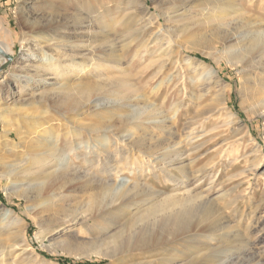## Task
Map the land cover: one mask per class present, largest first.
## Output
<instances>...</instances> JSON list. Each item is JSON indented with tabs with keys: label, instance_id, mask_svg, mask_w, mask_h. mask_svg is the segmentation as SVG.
<instances>
[{
	"label": "rangeland",
	"instance_id": "obj_1",
	"mask_svg": "<svg viewBox=\"0 0 264 264\" xmlns=\"http://www.w3.org/2000/svg\"><path fill=\"white\" fill-rule=\"evenodd\" d=\"M120 1L0 0V19L11 30L8 41L15 42L10 55L12 61L0 75V249L9 238L21 237L18 229L21 230L22 224L25 245L35 249L31 256L23 253L15 259L12 255L5 264H26L29 257L35 264H60L58 258L66 259L65 264H110L108 258L92 251L94 246L106 248L111 244L105 232L107 212L117 214L118 218L113 214L111 217L119 223L109 233L122 234L121 245H125L131 230L146 231L164 240L160 247L147 252L124 251L113 264H199L204 260L214 262L219 254L230 264H256L257 261L264 264V89L260 96H246L247 78L260 75L261 71L253 68L249 72L235 64L246 41L264 34V0H134L130 6ZM241 12L246 17L240 18ZM80 24L85 25L82 32L77 31ZM49 27L60 32V37L46 52L32 42L23 46V39L29 38L33 31ZM111 28L114 31L106 33ZM86 30L96 34L88 35ZM140 31H143L140 40L122 50L123 35ZM156 37L162 38L163 47L169 48L171 54L157 76L156 67L148 68L154 56L145 51L142 53L145 58L134 56L144 42L150 43L151 51L156 50ZM64 45L66 59L75 50L78 51L76 59L89 64L108 63L119 55L125 70L100 67L80 78H64ZM50 56L60 58L59 71L42 72L43 76L25 75L16 68L15 75L21 77H11L13 66H25L30 60L36 62ZM68 81L79 90L85 83L98 82L104 89L92 97L90 104H85L86 95L71 96L83 104L77 110L68 111L63 106L64 86ZM120 81L135 85L137 93L146 96L137 99L134 96L131 101L122 102L112 91ZM223 86L229 87L227 104L218 95ZM156 109L161 114L154 118ZM146 116L151 120L165 119L163 132L150 123L145 126L155 139H169L165 144L169 151H184L181 158L184 170L177 169L178 161L174 166L159 164L158 155L131 148L132 138L143 132L137 128L139 121H146ZM124 119L128 123L124 124ZM96 126L98 130L94 131ZM168 129L169 132L172 129L171 136ZM68 130H80L84 135L81 138L84 142L76 150L64 141ZM56 142L62 153L52 165L57 170L69 161L80 169L95 168L96 162L94 166L89 164L94 159L93 153L83 145L132 151L120 156L112 168L110 189L105 195L108 199L120 192L121 181L135 178L161 191L160 198L180 196L187 189L193 194L207 195L212 204L194 209L196 213L187 220L191 225L188 236H191L175 244L182 253L171 260L175 251L170 239L174 235L185 236V229L174 231L171 225L163 227L161 223L149 225L140 220V215L131 218L128 213L114 212L112 207L106 209L107 215H91L85 212L90 202L86 195L80 194L78 199L64 203V209L56 216L42 213L41 209L47 205V199L40 196L42 180L24 179L15 173L32 165L31 150L42 152ZM204 166L208 170L199 171ZM47 168L38 169L39 173ZM102 171L103 167L99 172ZM167 171L180 180L188 176V188L170 181ZM143 191L138 192V201L146 198ZM8 210L15 212L20 222H11ZM210 226L218 229L217 241H210L206 237L208 233L201 231ZM186 240L189 244H185ZM247 248L250 252L253 250L252 255L256 252L255 257L249 255ZM205 252L208 256H203ZM199 256L203 257L196 258ZM0 264L4 263L0 260Z\"/></svg>",
	"mask_w": 264,
	"mask_h": 264
},
{
	"label": "bare ground",
	"instance_id": "obj_2",
	"mask_svg": "<svg viewBox=\"0 0 264 264\" xmlns=\"http://www.w3.org/2000/svg\"><path fill=\"white\" fill-rule=\"evenodd\" d=\"M120 2H123L126 6H130V4L131 3L134 4L135 1L134 0H121ZM84 10H85V7H83L82 11ZM245 15L246 14L244 12L243 13L241 12L240 18L246 17ZM79 19H82V18H79ZM79 22L84 23L81 20ZM93 24L94 23L89 24L88 26H91ZM84 29H85V25H82V24H80V26L77 27V31L79 32H82ZM113 29L111 28L107 30V32L106 30L105 31L103 30V32H106L109 34L112 32ZM143 31H140V33H137L135 35L134 34L133 35L132 34L123 35L122 40H121V42L123 43L122 50L129 49V47L132 44L138 41L139 37H141L140 35L143 34ZM85 32L91 36L96 34L94 31H93L94 34H92V31L90 30H86ZM9 36H11V30L8 29L0 19V50H1L0 51V75L4 73L5 68H3V66L4 64H7L8 56H10L14 52L15 42L11 41L12 43H10L8 41L10 38ZM59 37H60V32L56 33L53 30V27H49V28L42 29V31H33L29 38L23 39L22 44L25 47L27 44L32 42L35 46H40V48H42V50L45 51L47 48L51 47L52 45H55V41ZM154 43H155V46H158L156 47V50L154 48V50L151 51L150 43L144 42L142 43V45L138 46L134 56L145 58V55H142L144 51L146 52V54L154 56V59L152 62H150V64L148 65V68L156 67L157 70L154 72V74L155 76H157L161 72L162 68H164L165 63L168 60H170L171 54L169 52V48L163 47L164 44L162 42V38L160 39V37H156L154 39ZM65 47L66 46L64 45V70H63L64 72H62V75L64 76V78H67V77L68 78H73V77L80 78L82 75L90 74L93 71H97L98 68L100 67H103V69L106 67H110L116 71L125 70L123 59L119 55H116V57L108 61V63L105 61H101V62H95V63L89 64V63L80 62L76 59V55L78 52L77 50L72 51L75 56L71 55L69 58L66 59L65 57L67 55V52H66ZM115 54L116 53H114V55ZM93 60L95 59L93 58ZM30 62L31 63L26 64L25 66H17V67L13 66L12 67L13 73L11 74V77L12 76H17L18 78L19 76L21 77L20 74L15 75L14 71L16 68L20 69L22 73H25V75L31 74V75H42V76H43V74H41L42 72L47 73V74H52L53 71H59L61 68L60 58L54 57V56H50L46 60L41 59L36 62L30 60ZM235 64L244 66L245 68L248 69L249 72L250 71L252 72L253 68L259 69L261 71L260 75L255 74L254 77L247 78L246 86L244 89L245 90L244 92L246 96L248 97L254 98L255 96L259 95L264 89V34H262L261 36H253L246 41L242 52L238 54L237 56V61L235 62ZM200 65L202 67H206L205 63H200ZM85 84L86 85H83L81 90H79L78 87L74 85L73 82H70V81L67 82V84L64 86V100H63L64 110H68V111L77 110L78 107L83 104L82 103L83 101H78L75 98L73 99L71 98V96L76 95V94H80L82 96L86 95L85 104H90L92 102V97L95 94L99 95L101 91H103L104 89L100 85V82L96 84H91V83L90 84L85 83ZM112 91H113V94L120 96V100L122 102L131 101L134 96L136 97V99L139 97L146 96L145 94L137 93V89L135 85L129 84L126 81H120L119 83H115L114 90ZM228 92H229V87H226V86H223L221 89L218 90V95L221 96L222 102L224 104H227L228 102V98H229ZM160 114L161 112L158 109L153 111L154 118L155 116L157 118V116H159ZM164 120L162 121L158 119L151 120L150 116H146V121L140 120L137 128H140V130H142L143 132L140 135H136V137L132 138L133 146L131 148L138 150L140 152H144L146 154L152 155V156L158 155V157L161 158L159 160V164L168 163L169 166H174L178 161L179 163H177V169H179L180 171L184 170L185 164H183L184 161L181 159L184 155V151H182L181 149L179 150L175 149V150L169 151L168 147L165 146V144L169 141V139L160 138V137L155 139L152 131H148L147 130L148 127L145 126L147 123H150L154 125V127L156 126L160 128L163 132L165 129ZM123 122L124 124L128 123L126 119H124ZM85 130L87 129L85 128ZM96 130H98L97 126L94 128V131ZM170 130L172 131V129ZM171 131L169 132V129H168L170 136L173 133ZM83 136L84 135L82 131L80 130H75L72 132L69 131V132L64 133V141L66 143H70L69 147H71L73 150V148L74 149L79 148L80 144L84 142L81 140ZM83 146L84 148H86V151H88L91 154L93 153L94 159L93 158L92 160L90 159L89 164L94 166V162H96L97 165L95 166V168L88 167L85 169H80L78 166L74 165L70 161L61 170H57L56 168L52 167L55 159L58 158V156L62 154L60 144L56 142V143L51 144L49 148L47 146V149H45L42 152L37 153L35 152L36 151L35 149H33V151L31 150L29 152L30 153L29 155L33 159L32 165H30L29 167H25L21 169L20 171H17V173H15V175L21 178H24V179H29V180H34V181L42 180L43 187L41 188V190L38 189V191L40 190V196H43L44 198L47 199L46 200L47 205L41 209V212L47 213L48 217L49 215H51L52 217L56 216L57 214L60 213L61 210L64 209L63 208L64 203L72 202L78 199V197L81 194V195H86L90 199L89 205L85 208L86 209L85 212L88 211L91 215L92 213L95 215L106 214L107 212L106 209H109L110 207H112L114 212L118 211V212H121V214L128 213L132 215L131 218H135L136 216L140 215V220L142 219L144 223H147L149 225L150 224L157 225L161 223L163 227H169L171 225V228L174 231L177 229H185L187 233L186 234L184 232L186 234L185 236L178 237L174 235L170 239L171 244H172V249L175 251V254L171 257V260H174L177 256L176 255L177 253H182V250L175 244L179 240H184L187 237L191 236V235L188 236V233H190L191 231L189 230L191 225L188 223L189 221L188 218L194 212V209L197 206L200 205L204 207V206L212 204L208 196L202 193L193 194V192L191 193L190 190L187 189V192L184 193L183 195L179 196L178 194H173V195H168V196L160 198V196H162L163 194L161 191H156L155 189L153 190V188H149L146 186V184L141 182L139 178H135V179H131V180L124 181V182L121 181L120 183L122 184L120 187V192L116 196L108 199L106 198L105 195L110 189V185H111L110 180L112 178V170H113L112 168L116 165V163L120 161L119 159L120 156L125 155V154H130V152L132 151L125 149V148L121 150L110 149V147L101 148V147H97L96 145H95L96 146L95 148L92 147L91 145H87V146L83 145ZM124 162L125 163L128 162V159L124 160ZM50 165L51 167H49ZM46 166L48 167L46 171L39 173L40 171L38 169L42 167H46ZM102 167H103V171L102 173H100L99 171ZM132 167H134V165H132ZM207 170H208L207 166H204L199 171H207ZM128 173L130 172L128 171ZM167 175H168V179L170 181L175 182L177 186H183L184 188H188V180H189L188 176H186L187 179L180 180L170 171H167ZM42 185H39V186H42ZM36 189H37V186H36ZM142 189L144 190L143 194L146 196V198H144L142 201H138L137 199V196H139L138 192ZM152 196H155V197H152ZM157 198H160V199H157ZM6 212H7V215L10 217V219L12 220L11 222H15V221L17 222L20 220L18 219L20 217H18V215L12 210H8ZM107 214H109L110 216L108 215L107 217H105V221L108 224V226L105 228V232H107L108 234L107 239L110 240L109 242L111 244L108 245L106 248H102V247L97 248V246H94L96 248L92 251L96 253L97 256L99 257L108 258L110 261L109 262L110 264H113L118 259L120 254L124 253V251H126V253H129V254L133 252H137V251L142 253V252H147L150 249H156L157 247H160L162 243H164L163 242L164 240H162V237L149 235L148 232L146 231L136 232L130 229L131 231L128 234V238L126 239L125 245L119 244L120 237L122 236V234L118 235L117 234L118 232L113 233V234L109 233L111 230V227L119 223L118 220L116 221L113 219L114 216H116L117 214L115 215V213L114 214L112 213L114 215L113 218L111 217L112 214L110 212L109 213L107 212ZM44 216L45 215H43V217ZM116 218L118 217L116 216ZM209 218H211V216H209ZM22 226L23 224L21 225V230L20 228L18 229V231H21V234H22V235L20 234L21 237H18L17 235H15L16 232L18 231H13V233L15 232L14 234L15 236L9 238L7 242L5 241L6 243L0 249V255L2 254L0 257V260L2 263L5 264V262L8 261V258L12 255H14L16 259L17 256L23 253H27L30 256L32 253H34L35 249L32 246L29 245V247H27L25 245L26 239H25L24 229H22ZM201 231L203 232V234L208 233L207 235L206 234L205 235L208 239H210V241H214V240L217 241V238H216V236H218L216 234L218 232L217 228L210 226L209 228H206L205 230H201ZM169 235H172V233H170ZM41 239L43 241L44 238L41 237ZM189 242H190L189 240H186L185 244H189ZM246 251L249 253V255H252L251 252L253 250L250 252L249 248H247ZM258 252H261V251L258 250ZM255 254L256 252H253L252 256L255 257ZM203 256H208L207 252H205ZM203 256H199L196 258H201ZM88 257H91V256L88 255ZM15 259H13V261ZM216 259L217 260L214 262L204 260L202 262H199V264H230L231 263L228 260H223L222 255L220 254L217 256ZM94 260H97V259H94ZM195 262H198V261H195ZM26 264H35V261L32 257H29V259L26 261ZM240 264H243V263H240ZM256 264H260V261H257Z\"/></svg>",
	"mask_w": 264,
	"mask_h": 264
},
{
	"label": "water",
	"instance_id": "obj_3",
	"mask_svg": "<svg viewBox=\"0 0 264 264\" xmlns=\"http://www.w3.org/2000/svg\"><path fill=\"white\" fill-rule=\"evenodd\" d=\"M1 51V50H0ZM3 53V52H2ZM12 61V57L11 56H8V62L7 64H4L3 68H6L7 65Z\"/></svg>",
	"mask_w": 264,
	"mask_h": 264
},
{
	"label": "trees",
	"instance_id": "obj_4",
	"mask_svg": "<svg viewBox=\"0 0 264 264\" xmlns=\"http://www.w3.org/2000/svg\"><path fill=\"white\" fill-rule=\"evenodd\" d=\"M58 260L60 261V264H65L66 263V259L64 258H58Z\"/></svg>",
	"mask_w": 264,
	"mask_h": 264
}]
</instances>
